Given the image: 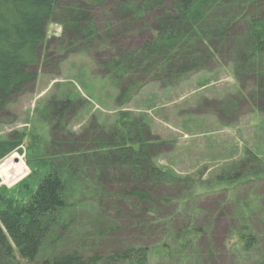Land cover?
<instances>
[{"label": "trees", "instance_id": "16d2710c", "mask_svg": "<svg viewBox=\"0 0 264 264\" xmlns=\"http://www.w3.org/2000/svg\"><path fill=\"white\" fill-rule=\"evenodd\" d=\"M109 1L0 0V121L12 100L37 80L35 67L42 62L50 21L63 27V40L70 46L80 39L101 50H111L112 38L125 32L116 27L146 32L149 39L126 60L110 56L113 62L104 66L120 88L119 107L142 89L134 73L173 80L189 76L203 62L221 63L229 57L239 82H253L250 90L241 86L237 99L264 111V0H111L115 23L107 21L102 33L91 11ZM64 99L70 105L75 98ZM119 120L109 141L104 136L95 140L92 131L88 139L79 140L56 125V134L69 142L50 145L70 150L36 157L34 167L42 175L18 197L0 179V264H207L214 249L206 245L200 250L204 240L211 242L212 228L204 222L202 206L215 193L227 196L231 203H222L234 211L227 243L231 260L264 264V246L250 223L255 216L264 222V196L239 192L264 181V159L252 154L260 170L246 175L244 160L235 175L219 174L202 182L174 175L154 163L150 150L157 142L131 141L133 121L127 112ZM25 138L17 134L0 139V163L15 153L34 152V136L29 144ZM108 171L113 177L105 175ZM170 206L175 214L163 215ZM174 218L182 223L175 226ZM125 221L137 227L138 240L119 237ZM151 233L160 239L147 243ZM111 244L114 249H107Z\"/></svg>", "mask_w": 264, "mask_h": 264}, {"label": "rangeland", "instance_id": "374dc122", "mask_svg": "<svg viewBox=\"0 0 264 264\" xmlns=\"http://www.w3.org/2000/svg\"><path fill=\"white\" fill-rule=\"evenodd\" d=\"M112 3L110 0L102 9L91 11L102 33L107 21L112 25L115 23ZM119 27L115 28L116 31L123 29L125 32L112 38V49L101 50L94 42L86 45L80 39L70 46L63 40V27L55 21L48 23L46 41L41 50L42 62L35 67L37 80L12 100L0 121V139H9L19 134L24 135L25 144H29L34 136L36 145L31 154L15 153L0 163L1 167L21 159L28 171L24 178L15 182H5L1 178V184L11 189V195L18 197L25 193V185H32L42 175L34 167L36 157L48 156L50 151H66L67 148L50 144L64 141L62 133L56 134L53 129L58 121L55 114L63 107L61 100L69 95L79 105L74 111H71L72 107L65 109V112H71L68 123L65 121L63 124V134L69 132L71 135L76 134L74 138L84 140L86 137L83 131L92 126L91 123L111 132L115 122H120V115L127 112L135 124L134 130L142 132L138 136L144 142H157V146L153 145L150 151L154 163L162 170L182 177H195L201 182L202 179L210 180L219 174L230 172L235 175L246 161L248 167L243 174L260 170L256 168L252 154L264 159V111L254 109L249 101L237 99L241 86L250 90L253 82L249 79H241L239 82L234 74L235 62L229 57L221 63L203 62L193 73L189 72V76L187 73L183 78L177 75L173 80L165 76L155 80L153 76L144 77L134 73V79L143 83L142 89L129 103L119 107L116 96L120 88L107 77L104 66L108 67L113 62L112 58L126 60L130 51L149 39L146 32L134 34ZM44 61L47 62L44 64ZM46 107L49 108L47 111ZM91 135L96 140L101 132L93 129ZM82 150L88 149L85 147ZM16 156L19 159L15 160ZM105 175L113 177L110 171ZM226 188L231 190L230 187ZM239 192L242 195L256 193L264 196V181L256 187L243 186ZM223 199L228 201L224 194L215 193L207 196L202 206L207 212L204 222H208L212 228L209 231L211 242L204 240L205 245L202 243L200 250L206 245L214 249L208 254L207 264H235L227 248L234 226V211L232 206L222 203ZM167 213L175 214V207L165 208L162 214ZM252 218L254 220L250 223L260 235L264 246V222L258 216ZM173 221L175 226L182 223L176 218ZM130 223L125 221L123 224L126 226L119 236L122 240L139 239L138 231H134L137 227ZM149 237L147 243L160 239V235L152 236V233ZM115 246L111 244L107 249H114ZM152 264L164 263L155 261Z\"/></svg>", "mask_w": 264, "mask_h": 264}, {"label": "flooded vegetation", "instance_id": "af4514ba", "mask_svg": "<svg viewBox=\"0 0 264 264\" xmlns=\"http://www.w3.org/2000/svg\"><path fill=\"white\" fill-rule=\"evenodd\" d=\"M64 100H65V99H64ZM64 100H61V104L63 105V107L60 109V110H62V109L64 108L63 115L60 116L58 113L56 114V116H58V117L56 118V120H58V121H57V125H60V126H61L60 128L63 127V124H64L65 121H66V123H68L67 120H68V117H69V115H70V112L76 110L77 105H79V103L77 104L76 99H74L73 102L70 103V105L67 104L66 101H64ZM68 105H69V106H68ZM68 107H72V110L69 111V112H65V109L68 108ZM60 110H59V111H60ZM59 111H58V112H59ZM91 124H93V125H92V126L90 125L88 128H86V129L83 131V132L85 133L84 136H85L87 139H88L87 136H88L89 132L92 131L93 129H98V130L101 132V136L106 137V138L108 139V141L111 139L110 136H111V133H113V132H108L105 128H103V127H101V126H99V125H96V124H94V123H91ZM114 126H115V124L112 126L111 130H113V128L116 129V127H114ZM115 129H114V131H116ZM134 129H135V124H134L133 128L130 130L131 141H137V142H138V140L140 139V136H138V133H139V135H140V134L142 135V132H139V131H140L139 129H137V130H139V131L134 130ZM75 135H76V134H75ZM101 136H100V137H101Z\"/></svg>", "mask_w": 264, "mask_h": 264}, {"label": "bare ground", "instance_id": "6f19581e", "mask_svg": "<svg viewBox=\"0 0 264 264\" xmlns=\"http://www.w3.org/2000/svg\"><path fill=\"white\" fill-rule=\"evenodd\" d=\"M19 159V156L15 157ZM27 169L20 159L18 162H10L0 167V177L5 182H15L21 178H24L27 174Z\"/></svg>", "mask_w": 264, "mask_h": 264}]
</instances>
